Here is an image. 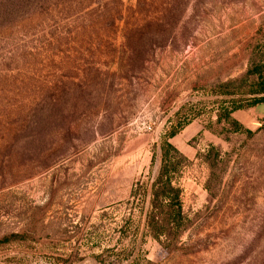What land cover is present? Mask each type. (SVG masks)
Wrapping results in <instances>:
<instances>
[{
  "label": "rangeland",
  "instance_id": "1",
  "mask_svg": "<svg viewBox=\"0 0 264 264\" xmlns=\"http://www.w3.org/2000/svg\"><path fill=\"white\" fill-rule=\"evenodd\" d=\"M262 81L264 0H0V264H264Z\"/></svg>",
  "mask_w": 264,
  "mask_h": 264
},
{
  "label": "trees",
  "instance_id": "2",
  "mask_svg": "<svg viewBox=\"0 0 264 264\" xmlns=\"http://www.w3.org/2000/svg\"><path fill=\"white\" fill-rule=\"evenodd\" d=\"M254 93L256 95H264V81L259 83ZM263 102L264 96L253 98L252 103L255 105ZM230 117V114L226 115L229 123L236 125L237 129H243L238 122H234ZM177 134V131H173L162 138L160 144L157 146L162 157V165L156 178H154L151 184L142 180L138 181L133 193L134 197H137L142 203L139 211L142 219L140 223L144 224L146 231L149 234L153 233L155 237L164 235L168 239H170L171 234H175L178 239L182 234V223L185 220L181 190L174 185L172 178V169L176 168V163L174 164V162L179 152L171 144V139ZM165 163H170V167H167ZM133 215L130 216L129 220H133ZM127 224H129L128 221L125 228ZM125 253L126 250L120 253L118 257L121 258Z\"/></svg>",
  "mask_w": 264,
  "mask_h": 264
}]
</instances>
